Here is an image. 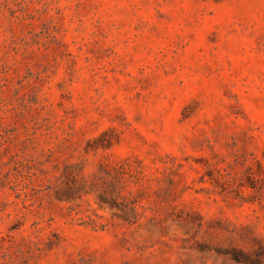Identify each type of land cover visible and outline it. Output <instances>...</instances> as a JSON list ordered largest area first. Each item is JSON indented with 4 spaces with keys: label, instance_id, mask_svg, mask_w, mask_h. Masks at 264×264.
I'll return each instance as SVG.
<instances>
[{
    "label": "rangeland",
    "instance_id": "rangeland-1",
    "mask_svg": "<svg viewBox=\"0 0 264 264\" xmlns=\"http://www.w3.org/2000/svg\"><path fill=\"white\" fill-rule=\"evenodd\" d=\"M0 264H264V0H0Z\"/></svg>",
    "mask_w": 264,
    "mask_h": 264
}]
</instances>
